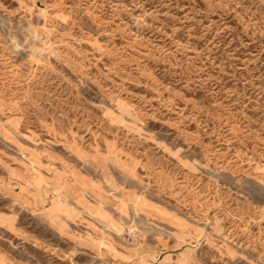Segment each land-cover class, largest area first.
Listing matches in <instances>:
<instances>
[{"label": "rangeland", "instance_id": "rangeland-1", "mask_svg": "<svg viewBox=\"0 0 264 264\" xmlns=\"http://www.w3.org/2000/svg\"><path fill=\"white\" fill-rule=\"evenodd\" d=\"M0 264H264V0H0Z\"/></svg>", "mask_w": 264, "mask_h": 264}]
</instances>
